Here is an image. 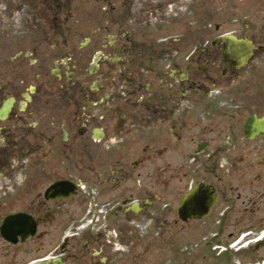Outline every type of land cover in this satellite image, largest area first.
<instances>
[{
    "label": "flooded vegetation",
    "instance_id": "flooded-vegetation-1",
    "mask_svg": "<svg viewBox=\"0 0 264 264\" xmlns=\"http://www.w3.org/2000/svg\"><path fill=\"white\" fill-rule=\"evenodd\" d=\"M0 264H264V0H0Z\"/></svg>",
    "mask_w": 264,
    "mask_h": 264
},
{
    "label": "rangeland",
    "instance_id": "rangeland-1",
    "mask_svg": "<svg viewBox=\"0 0 264 264\" xmlns=\"http://www.w3.org/2000/svg\"><path fill=\"white\" fill-rule=\"evenodd\" d=\"M156 191H157V190H156ZM171 198H172V196H171ZM156 208L161 210L159 204H156ZM137 225H138V226H137V227H138L137 229H139V230H140V229H144V227L146 226L145 223H143V224H142V223H138Z\"/></svg>",
    "mask_w": 264,
    "mask_h": 264
}]
</instances>
